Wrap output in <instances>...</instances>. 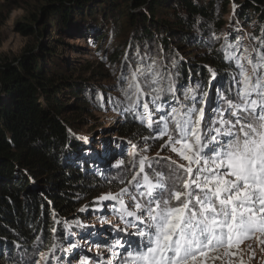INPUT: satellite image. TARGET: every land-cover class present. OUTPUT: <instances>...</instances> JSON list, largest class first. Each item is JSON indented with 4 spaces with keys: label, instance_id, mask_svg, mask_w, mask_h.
Wrapping results in <instances>:
<instances>
[{
    "label": "snow or ice",
    "instance_id": "1",
    "mask_svg": "<svg viewBox=\"0 0 264 264\" xmlns=\"http://www.w3.org/2000/svg\"><path fill=\"white\" fill-rule=\"evenodd\" d=\"M249 37L247 47L240 38L229 43L226 37L219 49L235 69L228 89L232 95L217 91L210 97L199 82L179 83V72L171 70L177 68L176 59L169 68L151 56L147 61L125 57L120 97H108V102L114 110L123 106L151 133L143 137L145 147L131 144L129 163L137 170L127 186L96 198L119 205L115 212L124 226L116 228L127 237L114 239L106 247L107 261L97 264H235L234 258L243 264L240 245L245 241H255L264 253V34ZM209 72L215 80L216 73ZM149 139L162 140L161 149L176 154L175 159L160 157L167 171L153 167L146 154ZM77 226H82L79 221ZM77 247L54 242L32 264L50 259L60 264L56 250L73 253ZM248 250L254 259L251 243ZM89 260L79 256L78 264Z\"/></svg>",
    "mask_w": 264,
    "mask_h": 264
},
{
    "label": "trees",
    "instance_id": "2",
    "mask_svg": "<svg viewBox=\"0 0 264 264\" xmlns=\"http://www.w3.org/2000/svg\"><path fill=\"white\" fill-rule=\"evenodd\" d=\"M232 3L242 5L241 19L252 10L262 13L264 21V0H33L36 9L19 22L18 31L35 36L39 43L26 45L15 58L0 56V262L11 259L15 245L45 246L53 239V229L64 236V217L79 219V209L101 190L100 177L87 183L85 172L71 160L81 142L66 114L85 109L87 102L78 96L84 88L63 72L48 69L57 55L43 37L50 31L85 33L79 27L94 21L95 38L112 40L111 64L120 62L122 49L134 54L135 47L155 41L157 56L166 57L169 65L172 44L179 49L189 42L200 46L197 37H208L211 42L203 45L207 51L187 56L178 68L186 75L200 73L207 83V66L219 72L230 68L219 52L221 38L213 34L219 36L224 29ZM67 89L81 105L63 102L60 95ZM136 126L128 119L122 132L130 133ZM6 243L11 248L5 256Z\"/></svg>",
    "mask_w": 264,
    "mask_h": 264
},
{
    "label": "rangeland",
    "instance_id": "3",
    "mask_svg": "<svg viewBox=\"0 0 264 264\" xmlns=\"http://www.w3.org/2000/svg\"><path fill=\"white\" fill-rule=\"evenodd\" d=\"M241 6L239 3H232L231 11L224 16L225 27L219 36H215L221 38L220 47L225 43L226 37L229 43H235V40L240 38L242 45L247 47L252 43L249 37L250 33L254 36L264 34L262 13L248 10L247 17L241 19L238 16ZM35 9L33 0H0V56L15 58L21 54L26 45L32 43L36 46L39 43L35 36H28L18 31L19 22L24 21L26 15ZM89 24H83L79 27L78 31H85V33L80 32V34L70 36L66 33L59 34L50 31L49 36L45 35L43 40L53 50L51 52L57 55L55 64L48 66V69L63 72V77L77 82L84 88L85 93L78 94V96L81 97V100L87 102L84 106L85 109L66 114L68 117L70 116L76 135L81 142L80 152L72 153L71 160L74 165L85 172L87 183L96 176L100 177L101 190L96 197L87 200L83 204L80 209L83 208L84 211L79 209L81 213L79 219L67 221L68 217H64V236H61V238L60 235L57 236L56 230L52 233L53 239L48 241L45 246L34 245L32 248L27 249L15 245L12 249L13 254L10 253L12 254L11 259L5 263L0 262V264H32L34 260L40 258L41 253L48 252L49 247L54 242L63 247H67L70 243L78 245L73 253H64L59 248L56 250L55 255L61 257L60 264H69V262L78 264L79 256H87L90 258L89 264H97V261H107L110 253L106 251V247L110 246L114 239L127 238L124 233H118L116 228L117 225L124 226L115 212V208H118L119 205L114 201L98 202L96 198L109 192H119L122 187L127 186V179L137 170L133 169L129 163L132 159L128 156L131 144H136L138 148L145 147L143 137L149 136L151 130L135 119L132 114L123 112V106L120 110H114L113 105L108 102V97H120L118 78L126 71L128 61L125 57L131 60L143 56L147 61V57L151 56L161 60L169 68L170 65L164 61L166 57L157 56L158 49L155 41L148 46L139 47V49L135 47L134 54H131V51L127 53L122 49L123 45L120 46L124 51V56L118 64H111L109 57L114 50L111 38L105 36L104 40L100 42L94 36L97 29L95 22L92 21ZM105 30L110 32V26H107ZM197 38L202 41L203 45L211 42L208 37L198 36ZM191 43H184L183 49H179L174 44L171 45L173 59L178 61L177 68L171 69L173 72L179 71L178 68L181 67V62L186 60L187 56H202L207 51L205 46ZM176 54L178 56L175 58ZM207 69L208 71L211 69L216 73L215 80L211 79L210 72H208L209 76L206 83L205 79L201 78L200 73L189 71L186 75L179 71L178 81L185 85L199 82L203 91L208 92L210 97H214L217 91L223 92L225 95L234 94L228 92V89L233 87L232 74L235 70L233 66H230L226 72H219L211 66H207ZM177 95H180V93L178 92ZM100 96L104 97L103 101L98 99ZM60 97L66 104L79 106L82 103L75 98V95L69 89L63 90ZM147 99L149 98L145 97V100ZM101 103L104 104L103 108L100 107ZM128 119L138 126H136L137 130L135 128L126 134L122 132V125ZM162 143V140L149 139L147 141V145L150 147L146 154L153 159V167L157 171H167L166 161L160 159V157L171 155L174 159L177 158L176 154L171 153L169 149H161ZM157 153H159V157ZM122 159L125 164L118 166V161ZM156 161H159V163ZM121 180H124L125 183L121 184ZM125 199L127 201V197ZM77 221L82 226H77ZM54 237L59 239L54 240ZM131 239L135 240L137 238L132 237ZM249 243L256 251L254 259H250ZM6 246L3 247L5 256L11 248L8 243H6ZM42 247L46 249L43 250ZM240 248L243 250V264H264V253L260 252L255 241H245L240 245ZM119 251L122 252L123 249ZM234 261L235 264H239V260H236V258H234ZM49 264H57V261L50 259ZM113 264H118V262L114 260ZM214 264H225V262L216 260Z\"/></svg>",
    "mask_w": 264,
    "mask_h": 264
}]
</instances>
